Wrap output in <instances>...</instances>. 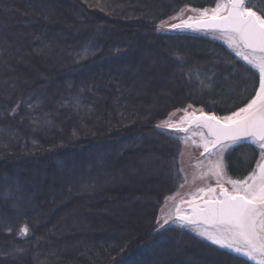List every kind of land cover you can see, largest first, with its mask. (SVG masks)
Returning a JSON list of instances; mask_svg holds the SVG:
<instances>
[{"label": "trees", "instance_id": "16d2710c", "mask_svg": "<svg viewBox=\"0 0 264 264\" xmlns=\"http://www.w3.org/2000/svg\"><path fill=\"white\" fill-rule=\"evenodd\" d=\"M217 2L0 0V264H254L178 226L155 231L185 182L182 143L158 125L187 105L229 115L258 90L222 42L159 31ZM259 158L249 143L227 152L228 176Z\"/></svg>", "mask_w": 264, "mask_h": 264}, {"label": "snow or ice", "instance_id": "6c2138e0", "mask_svg": "<svg viewBox=\"0 0 264 264\" xmlns=\"http://www.w3.org/2000/svg\"><path fill=\"white\" fill-rule=\"evenodd\" d=\"M190 10L199 13L198 17L181 19L170 27L218 33L235 55L258 73L259 84L252 98L229 115L218 116L202 109L189 111L193 106L187 105L179 122L165 119L158 125L184 133V143L191 139L187 135L190 130H199L192 134L200 137L198 146L202 147L201 155L208 162L207 170L201 176L215 177L216 187H199L189 194L191 199L188 200L181 198L177 201L176 196L167 197L155 231L171 225L189 228L211 245L230 249L257 264H264V13L254 10L251 0H218L213 8ZM182 15L180 13L171 19H180ZM159 27H165V22H161ZM88 51L87 48L83 50L84 53ZM176 59L181 61L179 55ZM193 71L197 81L204 85L200 70ZM188 76L191 79L192 73ZM205 86L211 87L210 84ZM73 100L79 107V97H73ZM19 107L17 104L12 109L13 114ZM28 107H33L31 102ZM245 142L255 146L260 158L244 179L227 178L225 153L235 151ZM225 182L231 185V190L224 186ZM168 201H173L170 208ZM165 208L169 210L165 211ZM28 231L27 225L21 228L22 234Z\"/></svg>", "mask_w": 264, "mask_h": 264}, {"label": "rangeland", "instance_id": "374dc122", "mask_svg": "<svg viewBox=\"0 0 264 264\" xmlns=\"http://www.w3.org/2000/svg\"><path fill=\"white\" fill-rule=\"evenodd\" d=\"M191 8H195V7L185 6L176 15H174V16H177L178 14L182 13L183 15L180 17V19H171L172 17H174V16H172V17L168 18L167 20L163 21V22H165V27H163V28L159 27V31L165 32V33L192 32V33H196V34H200V35H207L213 39H216V40L222 42L231 52H233V50L231 48H229L227 41L224 38L220 37V35L218 33L195 32V31H191V30H187V29H172L170 27L171 24L179 23L181 19H187L188 17H194V18L198 17L199 13L191 11L190 10ZM197 9H201V8H197ZM160 25H161V23L159 24V26ZM240 59H242V58H240ZM199 109L200 108H194L193 107L192 109H189V111H196ZM183 110L184 109L172 112L167 119H170L173 123L179 122L180 119L185 115ZM197 114H199V112H197ZM159 128L162 131L178 138L181 141L182 146H183V149H182V152L180 155V162L182 165V172H183L185 182L183 183V186L180 187V189L178 190V192H177L178 195H177V193L173 195V196H176V200L179 201L181 198H183L185 200L191 199V196L189 194L192 192H195L197 190V188H199V187H205L206 188L209 185L212 187H216L215 177L207 176V177L202 178V176H201V174L207 170V163L208 162H207V160H205V156L201 155V153L203 152L202 147L198 146L199 141H200V137L198 135L192 134L193 131H199V130L198 129L190 130V132L187 135H189L191 137V139L187 143H184L183 142V137L185 135L184 133L176 132L174 129H165V128H161V127H159ZM193 141H196V143H193ZM245 143H249V142H245ZM224 158H225V156H224ZM201 161H203L204 163L201 164L200 163ZM226 173H227V170H226ZM227 178H230L228 176V174H227ZM231 179H233V178H231ZM224 186L229 188V190H231L230 184L225 182ZM172 203H173V201H168L169 208L171 207ZM184 207L187 208V204H185ZM169 208H165V211H168ZM174 226L180 227L179 225H174ZM165 227H167V226H165ZM180 228L184 229V230H188L190 233H193L198 238L210 243L209 241L200 237L192 229L182 228V227H180ZM216 247H218V246H216ZM225 250L232 251L230 249H225ZM235 254L241 255L242 257L247 258L252 263L257 264L256 261H253L250 258L243 256L242 254H239V253H235Z\"/></svg>", "mask_w": 264, "mask_h": 264}, {"label": "water", "instance_id": "95a60500", "mask_svg": "<svg viewBox=\"0 0 264 264\" xmlns=\"http://www.w3.org/2000/svg\"><path fill=\"white\" fill-rule=\"evenodd\" d=\"M187 30H191V31H195V32H209V31H204V30H194V29H187Z\"/></svg>", "mask_w": 264, "mask_h": 264}]
</instances>
